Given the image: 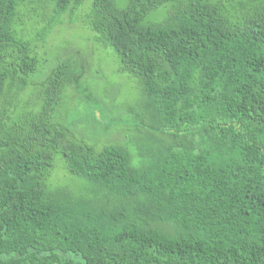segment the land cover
<instances>
[{
    "label": "trees",
    "instance_id": "obj_1",
    "mask_svg": "<svg viewBox=\"0 0 264 264\" xmlns=\"http://www.w3.org/2000/svg\"><path fill=\"white\" fill-rule=\"evenodd\" d=\"M68 29L139 90L115 137L58 119ZM0 264H264V0H0Z\"/></svg>",
    "mask_w": 264,
    "mask_h": 264
},
{
    "label": "rangeland",
    "instance_id": "obj_2",
    "mask_svg": "<svg viewBox=\"0 0 264 264\" xmlns=\"http://www.w3.org/2000/svg\"><path fill=\"white\" fill-rule=\"evenodd\" d=\"M163 16L164 12L160 10L153 13L150 19L159 21ZM87 38L88 35L80 29H68L55 34L53 43L46 47L49 62L47 69L60 59L72 58L81 61L77 70L82 72V77L75 82L72 92L66 91L64 94L58 119L69 127L73 138L93 144L102 141L108 133L115 137L119 133L117 130L121 127L115 126L107 130L105 124L93 119L92 113L99 109L101 113L106 112L107 120L108 118L114 120L120 117L126 118L127 108L138 103L140 94L134 82L118 73L117 66L107 56L110 52L102 50L98 55L93 56L86 50V43L82 40ZM77 50L84 51L83 57H76ZM98 113H96L97 117ZM130 136L134 138L135 134L130 133ZM56 182L58 184L73 183L70 176L65 175L63 170L57 174ZM77 182L78 187L83 186L82 180Z\"/></svg>",
    "mask_w": 264,
    "mask_h": 264
}]
</instances>
